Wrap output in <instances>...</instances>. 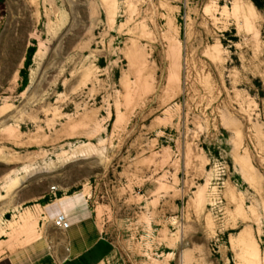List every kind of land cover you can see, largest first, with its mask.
Returning a JSON list of instances; mask_svg holds the SVG:
<instances>
[{
  "label": "rangeland",
  "instance_id": "obj_1",
  "mask_svg": "<svg viewBox=\"0 0 264 264\" xmlns=\"http://www.w3.org/2000/svg\"><path fill=\"white\" fill-rule=\"evenodd\" d=\"M51 191L110 264H264V0H0L1 239Z\"/></svg>",
  "mask_w": 264,
  "mask_h": 264
},
{
  "label": "crops",
  "instance_id": "obj_2",
  "mask_svg": "<svg viewBox=\"0 0 264 264\" xmlns=\"http://www.w3.org/2000/svg\"><path fill=\"white\" fill-rule=\"evenodd\" d=\"M36 205L40 211L36 226L39 236L31 240L26 234L13 240L0 236V243H5L0 246V264H110L114 244L100 230L82 193L57 196L51 191ZM59 213L70 223L66 230L54 224Z\"/></svg>",
  "mask_w": 264,
  "mask_h": 264
},
{
  "label": "built area",
  "instance_id": "obj_3",
  "mask_svg": "<svg viewBox=\"0 0 264 264\" xmlns=\"http://www.w3.org/2000/svg\"><path fill=\"white\" fill-rule=\"evenodd\" d=\"M53 190H55V187L52 188ZM54 224L56 227L62 229V230H66L69 228L70 223L67 220L65 214L63 213H59L55 219H54Z\"/></svg>",
  "mask_w": 264,
  "mask_h": 264
},
{
  "label": "bare ground",
  "instance_id": "obj_4",
  "mask_svg": "<svg viewBox=\"0 0 264 264\" xmlns=\"http://www.w3.org/2000/svg\"><path fill=\"white\" fill-rule=\"evenodd\" d=\"M11 187H12V186H9V188H11ZM7 189H8V188H7ZM8 190H9V189H8ZM21 218H22V220L25 221V220L28 219L29 217H28V215H25V216H22ZM24 224H25V223H24Z\"/></svg>",
  "mask_w": 264,
  "mask_h": 264
}]
</instances>
